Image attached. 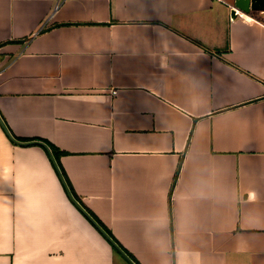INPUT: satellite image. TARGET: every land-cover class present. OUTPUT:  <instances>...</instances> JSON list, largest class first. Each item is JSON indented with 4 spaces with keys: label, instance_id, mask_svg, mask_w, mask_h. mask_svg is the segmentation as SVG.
I'll return each instance as SVG.
<instances>
[{
    "label": "crops",
    "instance_id": "0c3cea01",
    "mask_svg": "<svg viewBox=\"0 0 264 264\" xmlns=\"http://www.w3.org/2000/svg\"><path fill=\"white\" fill-rule=\"evenodd\" d=\"M233 7L0 0L1 115L140 264H264V11ZM120 262L0 122V264Z\"/></svg>",
    "mask_w": 264,
    "mask_h": 264
},
{
    "label": "trees",
    "instance_id": "16d2710c",
    "mask_svg": "<svg viewBox=\"0 0 264 264\" xmlns=\"http://www.w3.org/2000/svg\"><path fill=\"white\" fill-rule=\"evenodd\" d=\"M0 122L3 126V128L6 130L8 135L11 137V139L15 143H19L22 145H33V144H38V145H43L47 148V150L51 153V156L53 157L55 166L57 167V170L59 171V174L65 184V187L67 189V192L75 203L77 207L87 216V218L102 232V234L110 241V243L116 247L118 250H120L133 264H140L138 260L135 258V256L129 252L127 249H125L119 241L113 236L112 232L109 230V228L90 210L88 209L80 197L76 194L74 191L71 183L69 182V179L63 169L60 165V155L62 154L54 145L49 143L48 141H45L41 138H33V139H24L21 137L16 136L10 127L7 125L5 119L0 113Z\"/></svg>",
    "mask_w": 264,
    "mask_h": 264
},
{
    "label": "water",
    "instance_id": "95a60500",
    "mask_svg": "<svg viewBox=\"0 0 264 264\" xmlns=\"http://www.w3.org/2000/svg\"><path fill=\"white\" fill-rule=\"evenodd\" d=\"M236 9L245 14L255 11H264V0H235V7L232 9V16H236Z\"/></svg>",
    "mask_w": 264,
    "mask_h": 264
},
{
    "label": "built area",
    "instance_id": "2783aa9c",
    "mask_svg": "<svg viewBox=\"0 0 264 264\" xmlns=\"http://www.w3.org/2000/svg\"><path fill=\"white\" fill-rule=\"evenodd\" d=\"M245 14L236 9V16L243 17Z\"/></svg>",
    "mask_w": 264,
    "mask_h": 264
},
{
    "label": "rangeland",
    "instance_id": "374dc122",
    "mask_svg": "<svg viewBox=\"0 0 264 264\" xmlns=\"http://www.w3.org/2000/svg\"><path fill=\"white\" fill-rule=\"evenodd\" d=\"M124 263H125V262H124ZM124 263L120 262V264H124Z\"/></svg>",
    "mask_w": 264,
    "mask_h": 264
}]
</instances>
